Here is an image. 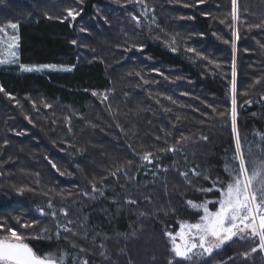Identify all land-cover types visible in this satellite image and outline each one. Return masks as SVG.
Segmentation results:
<instances>
[{"label":"trees","instance_id":"16d2710c","mask_svg":"<svg viewBox=\"0 0 264 264\" xmlns=\"http://www.w3.org/2000/svg\"><path fill=\"white\" fill-rule=\"evenodd\" d=\"M237 7L238 127L242 137L253 141L254 132L264 133V0H237ZM68 8L80 15L61 22ZM231 10V0H0V26L18 23L20 36L19 62L0 70L5 90L0 92V222L25 231L16 217L38 221L26 231L48 228L53 235L56 223L73 220L69 227L79 236L62 232L58 241H30L38 249L67 251L71 264L85 259L90 264H128L129 258L131 264H153V256L155 264H167L163 230L195 220L187 199L217 196L197 192L179 173L196 168L209 171L212 179H224L223 158L234 147L230 120L225 124L213 113V108L218 113L231 105ZM19 63L74 67L71 72L23 75ZM257 79L260 84L253 86ZM181 133L191 137L181 151L159 153L153 168H143L135 153L171 146ZM127 160L133 161L127 175H109ZM192 179L196 187L210 186ZM90 181L103 195L91 192ZM85 191L88 196L67 195ZM127 199L137 204H127ZM61 207L67 218L58 215L53 221L39 213L59 214ZM159 208L176 212L165 216ZM139 212L149 215L139 217ZM117 233H128V239ZM85 234L88 239L82 238ZM81 246L87 251L80 252ZM250 247L232 242L208 264H233L229 257L234 264H264L259 250L248 259L237 256Z\"/></svg>","mask_w":264,"mask_h":264},{"label":"snow or ice","instance_id":"6c2138e0","mask_svg":"<svg viewBox=\"0 0 264 264\" xmlns=\"http://www.w3.org/2000/svg\"><path fill=\"white\" fill-rule=\"evenodd\" d=\"M82 3L83 0H78ZM203 3V0H199ZM135 3L143 4V0H135ZM232 10L230 13L231 20L233 21V30L231 37V47L233 52V62L231 70V87L228 89L231 97L230 110L216 112L213 108V113L218 116L226 124L230 120L231 134L234 147L231 150V155H226L223 158V172L226 174L224 179L217 177L212 179L211 173L207 170L197 171L196 168L189 169L186 172H180L179 175L185 180L189 187L201 194L215 192L217 196L215 199H203L196 202L192 199H187L185 205L189 211L196 214L195 220H182L178 222L176 230L165 228L162 235L166 238V247L168 251L167 264H208L210 258H214V254L219 253L226 245L232 242L240 241L250 243V252L238 253L237 256H243L248 259L252 253L258 250L264 253V133L254 132L253 135L257 136L258 140L248 141L247 137H242L238 127V111H237V70H236V41L240 39L239 30L235 27V23L240 20L238 14L237 0H231ZM187 6V5H186ZM66 16L64 20H75L80 12L74 8L65 9ZM147 15V9L143 13ZM52 19V17H48ZM139 25V18L133 16ZM153 19V23H154ZM223 23V21H221ZM158 26V25H157ZM250 27L261 28L262 25H251ZM9 29L11 32H9ZM81 32L86 29L81 28ZM215 35V34H214ZM19 25L15 22H9L6 25L0 26V65L17 64L19 62ZM174 42V41H173ZM229 40H224L228 44ZM73 45L77 43L75 39L71 41ZM172 51H176L175 48ZM194 51V49H188ZM74 66H58L56 64H42V65H27L19 63V68L22 72H41L45 69L53 71L71 72ZM139 75V73H137ZM260 84V80L254 81V85ZM4 88L0 86V92H4ZM9 99L15 100L16 98L10 93H5ZM93 96L100 95L93 91ZM247 95V92L244 93ZM108 96L104 95L103 100H107ZM264 99V97H262ZM174 102V101H173ZM245 104H251L252 101L245 100ZM17 104L19 101L17 100ZM50 108V104L44 105ZM33 107L35 103L33 102ZM29 123H31V119ZM223 126V125H222ZM69 130H71L69 128ZM156 139H160L157 137ZM191 139L181 133L179 139L175 144L163 148H156L155 151H145L143 154L135 153L139 159L145 164L156 165L159 160V153H177L183 149L186 142ZM201 139L207 140L206 136H201ZM7 143V142H6ZM132 146L129 145V148ZM53 169L59 172L56 164L49 161ZM133 164L132 160H127L122 167H117L115 171L109 175L116 177L119 173L127 175L128 168ZM168 169H164L167 171ZM38 175V174H37ZM60 175H64L63 172ZM155 175V173H153ZM192 178L203 179L209 181V187H196ZM102 182V181H101ZM91 192H99L103 195L102 189L97 187L95 181H90ZM31 190V189H29ZM24 189H19L20 195H23ZM165 191H167V184H165ZM63 195V194H61ZM68 197L73 195L88 196L89 192L81 193H68ZM148 203H151L150 197H145ZM127 204H137V200L127 199ZM211 206V207H210ZM49 209L53 208L51 202L48 204ZM157 212H163L165 216L175 213L176 209L159 208ZM41 216L50 215L53 221H56L58 215L68 217L69 213L61 207L59 214L53 210L45 213L43 209H39ZM149 215L146 212H139V217H146ZM16 223L19 225L20 231L15 227L9 226L7 221L0 222V264H71L69 261V254L67 251L62 250H44L35 248L31 240H59L61 233H68L72 237L79 236L80 233L73 230L69 225L75 222L67 219L66 223H56V231L53 235H48L51 231L48 228L42 229L40 232L30 234L26 230L35 227L38 221L24 222L20 217H16ZM136 230L133 229L132 235L135 236ZM118 236H123L128 239V233H117ZM83 239H88L85 234ZM69 240V236L63 237ZM72 248H76L77 244L73 241ZM102 248L105 245H101ZM80 252H85L87 249L84 247L79 248ZM120 253L124 249H119ZM59 253V254H58ZM105 259H110L106 252L100 253ZM230 260L235 262L234 257H229ZM153 264H155L156 257H152ZM79 264V262H78ZM82 264H90L89 260H83ZM128 264H131L129 258ZM220 264H224L223 261Z\"/></svg>","mask_w":264,"mask_h":264},{"label":"rangeland","instance_id":"374dc122","mask_svg":"<svg viewBox=\"0 0 264 264\" xmlns=\"http://www.w3.org/2000/svg\"><path fill=\"white\" fill-rule=\"evenodd\" d=\"M9 32H11V30L9 29ZM18 51H19V49H18ZM16 64H5V65H0V70H2V69H9V68H12V67H14ZM19 72H20V74H45V73H49V72H59V71H53V70H49V69H45V70H43V71H41V72H31V73H28V72H22L20 69H19ZM259 138L257 137V140H258ZM143 164V168L144 169H149V168H153L154 167V165H152V164H145V162H143L142 163ZM213 193V192H212ZM212 193H209V194H212ZM213 199H215V198H213ZM211 207V206H210Z\"/></svg>","mask_w":264,"mask_h":264}]
</instances>
